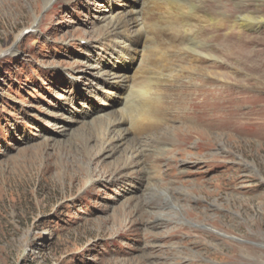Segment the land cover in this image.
Instances as JSON below:
<instances>
[{
  "label": "rangeland",
  "instance_id": "obj_1",
  "mask_svg": "<svg viewBox=\"0 0 264 264\" xmlns=\"http://www.w3.org/2000/svg\"><path fill=\"white\" fill-rule=\"evenodd\" d=\"M48 1L0 0V264H264V0H202L189 51L151 25V120L103 106L117 0Z\"/></svg>",
  "mask_w": 264,
  "mask_h": 264
},
{
  "label": "bare ground",
  "instance_id": "obj_2",
  "mask_svg": "<svg viewBox=\"0 0 264 264\" xmlns=\"http://www.w3.org/2000/svg\"><path fill=\"white\" fill-rule=\"evenodd\" d=\"M48 1V0H47ZM49 2V1H48ZM216 2V1H215ZM112 4V3H111ZM201 5H203L202 0H117L115 8L110 9L111 15H110V29L112 32L119 33L124 40V45L120 48V53L117 55V60L115 63L107 68L104 67L103 72L107 73V78L103 83L107 84V88L105 93H102L106 96L105 103L103 104L104 107L110 106V101H113L116 99V108H123V105H125V100L127 99V94L130 89H134L137 87L140 89L138 92L139 97L142 98V102L145 103V109H142V112L140 111V114L136 117L134 113L132 117H136L135 120L138 119H146L151 120L153 116V112L151 110V102L153 103V100L148 99L149 95L151 94L152 90H149L148 83H151V79L147 78L146 76L139 77L138 74L135 72L136 70L142 69L139 68L141 64L143 65L144 59H148V56L146 57L145 50L141 52V49H144L146 47V44L153 41H162L160 37H168L167 41H171L170 48L169 49H175L176 47L184 48V42L187 39H184L185 36L189 37V34L195 33L196 31L193 30H199V26L204 25V22L209 21V18L204 16L201 11H199ZM209 5V4H208ZM94 7V6H93ZM98 8V7H97ZM208 8V7H207ZM98 10V9H97ZM205 10V9H204ZM158 13V19L155 21V14ZM246 14V13H245ZM106 15V14H105ZM164 19V20H163ZM166 19V21H165ZM240 23H250L252 22V19L249 18L246 15H243L239 17ZM154 22H156V26H164L167 31V35L162 34V36L158 37L155 36L156 39H153V34L151 28L154 26ZM257 23H260V21H257ZM241 24V25H242ZM107 25V24H106ZM152 25V26H151ZM214 25V24H213ZM246 25V24H245ZM155 26V27H156ZM157 26V27H158ZM187 26H190L187 28ZM211 26V25H210ZM107 27V28H109ZM154 27V28H155ZM156 27V28H157ZM163 27V28H164ZM226 27V25H225ZM162 28V27H161ZM160 28V29H161ZM164 28V29H165ZM187 28V29H186ZM159 29V28H158ZM186 29V30H185ZM156 30V29H155ZM202 30V29H200ZM208 30V29H207ZM106 31V30H105ZM160 31V30H157ZM162 31V29H161ZM154 32V31H153ZM164 32V31H163ZM161 33V32H160ZM107 34V33H106ZM115 34V33H113ZM156 34V33H155ZM157 35V34H156ZM195 35V34H194ZM116 36V35H115ZM198 36V35H197ZM108 37V36H107ZM119 38V37H118ZM204 38V37H203ZM165 39V38H164ZM188 40V39H187ZM193 40V39H192ZM164 41V40H163ZM196 42L195 40L193 41ZM240 42V41H239ZM118 43V42H117ZM122 43V42H121ZM161 43V42H159ZM163 43V42H162ZM166 44L168 42H165ZM163 43V44H165ZM188 43V42H187ZM152 44V43H151ZM148 45V44H147ZM167 45V46H168ZM177 45V46H176ZM186 45L187 51L191 48ZM166 46V45H165ZM166 46V47H167ZM176 46V47H175ZM150 47V46H149ZM154 47V46H153ZM151 46L152 49H155ZM149 48V49H151ZM168 48V47H167ZM176 48V49H177ZM158 49V48H157ZM155 49V50H157ZM177 49V50H178ZM203 49V48H202ZM181 51V50H180ZM186 51V52H187ZM156 52V51H155ZM154 52V53H155ZM171 52V51H170ZM184 52V51H183ZM182 52V53H183ZM181 53V52H180ZM147 54V53H146ZM156 54V53H155ZM184 54V53H183ZM187 54V53H186ZM153 58L155 55H152ZM151 56V57H152ZM157 56V55H156ZM172 58V57H171ZM181 58V57H179ZM184 58V57H183ZM195 58H192V60ZM197 59V58H196ZM150 60V59H148ZM152 60V59H151ZM188 60V59H186ZM185 60V61H186ZM199 61V59H198ZM150 62V61H149ZM148 62V63H149ZM147 63V64H148ZM177 63V62H176ZM181 63V62H180ZM157 64V62H156ZM171 64V63H170ZM121 65H126L124 67H121ZM183 65V64H182ZM145 66V65H144ZM146 67V66H145ZM155 67V65H154ZM157 67V66H156ZM155 67V68H156ZM147 69V67H146ZM142 71V70H140ZM144 72V71H143ZM136 73V75H135ZM177 73V72H176ZM180 73V72H179ZM144 74V73H143ZM168 75V74H167ZM102 77V76H101ZM139 77V78H138ZM151 77V76H150ZM160 77V76H159ZM172 79V78H170ZM109 80V83H107ZM153 80V79H152ZM153 82V81H152ZM147 83V84H146ZM154 83V82H153ZM152 85V84H151ZM154 88V87H153ZM136 89V88H135ZM165 89V88H164ZM158 90V89H157ZM195 93V97H193L194 92H192V99L197 98L198 100H191L188 104L190 108L193 109L194 113L188 112V114L191 115H198L196 118V124H200L201 126L205 125V121L199 123V110H196V106H198L197 103H199V89H197ZM135 91V90H133ZM157 92V91H156ZM207 92V91H206ZM226 93L225 91H218V93ZM136 93V92H135ZM133 93V94H135ZM191 93V92H190ZM217 93V92H216ZM183 94V93H182ZM186 94V93H185ZM229 94V93H228ZM232 94V93H231ZM137 95V93H136ZM137 95V96H138ZM135 96V95H134ZM133 96V97H134ZM136 97V96H135ZM205 97V96H204ZM217 98V97H216ZM129 99V98H128ZM134 99V98H133ZM148 99V101L146 100ZM155 99V98H154ZM158 99V98H157ZM186 99V98H185ZM213 101V100H211ZM218 101V100H217ZM132 102V100H131ZM140 102V101H139ZM138 102V104H139ZM183 102V101H182ZM186 102V101H185ZM205 100L203 99L202 104H205ZM209 102V101H208ZM134 103V102H133ZM137 103V101H136ZM217 103V102H216ZM220 103V102H219ZM154 104V103H153ZM152 104V105H153ZM222 104V103H221ZM141 105V104H140ZM136 106V105H135ZM202 106V105H200ZM129 107V106H128ZM131 107V106H130ZM160 107V106H159ZM115 108V109H116ZM200 108V107H199ZM128 109V108H127ZM126 110V109H125ZM140 110V109H139ZM186 110V109H185ZM134 111V110H133ZM132 111V112H133ZM137 111V110H136ZM155 111V110H154ZM224 111V110H223ZM255 111V110H254ZM117 112V111H116ZM125 112V111H124ZM129 111L126 110V115ZM135 112V111H134ZM206 112V111H205ZM227 112V110H226ZM256 112V111H255ZM119 114V112H117ZM116 113V114H117ZM123 113V111H122ZM124 113V114H125ZM258 113V112H257ZM260 113V112H259ZM264 113V112H263ZM94 114V113H93ZM137 114V113H136ZM183 114V113H182ZM185 114V113H184ZM92 116V115H91ZM116 116V115H115ZM122 116V115H121ZM131 116V115H130ZM189 116V115H188ZM119 117V115H118ZM126 117V116H125ZM220 117V116H219ZM224 117V116H223ZM247 117V116H246ZM73 119H76L75 116L72 117ZM157 119V117H156ZM261 119V118H260ZM82 121V120H81ZM100 121V120H99ZM103 121H108V119H103ZM128 121L127 119L121 118V120H112L110 121L111 125L113 126L112 129L117 124L123 123ZM159 121V120H157ZM62 121H60L61 123ZM129 126L133 125V121H128ZM147 122V121H146ZM58 123V125L60 124ZM96 123V122H94ZM144 123V122H143ZM193 123V121H192ZM136 124V123H135ZM140 124V123H139ZM92 125V123H91ZM110 125V126H111ZM126 125V124H125ZM61 126V125H60ZM214 127V125H212ZM211 126V127H212ZM135 127V126H134ZM95 128V127H94ZM104 128V127H103ZM79 129V128H78ZM97 129V128H96ZM129 129V128H128ZM103 130V129H102ZM115 130V129H114ZM112 132V135L110 136L109 143L110 147L115 146L117 144H121V142L127 141L129 137L123 136L122 129L116 128V130ZM130 130V129H129ZM128 130V131H129ZM75 131V130H74ZM133 132V131H132ZM142 132V131H139ZM159 132V131H158ZM191 133H193V130H191ZM65 135L64 133H62ZM70 134V133H69ZM66 136V135H65ZM118 137V138H116ZM138 137V136H137ZM162 138V137H161ZM164 138V137H163ZM159 139V138H158ZM133 145V144H131ZM130 146V145H128ZM109 147V148H110ZM124 148V147H123ZM132 148V147H131ZM124 150V149H123ZM135 150V149H134ZM111 151V150H110ZM112 152V151H111ZM133 153H138V151H133ZM127 154V153H126ZM134 155V154H133ZM137 156V157H138ZM135 157V155H134ZM142 157V156H141ZM144 159V158H143ZM139 161V160H138Z\"/></svg>",
  "mask_w": 264,
  "mask_h": 264
}]
</instances>
